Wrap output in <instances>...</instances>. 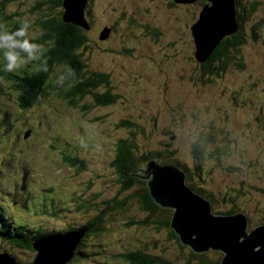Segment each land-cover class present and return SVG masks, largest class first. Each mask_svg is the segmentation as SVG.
Returning <instances> with one entry per match:
<instances>
[{
	"label": "rangeland",
	"instance_id": "obj_1",
	"mask_svg": "<svg viewBox=\"0 0 264 264\" xmlns=\"http://www.w3.org/2000/svg\"><path fill=\"white\" fill-rule=\"evenodd\" d=\"M236 1L241 27L222 37L206 74L194 58L190 32L206 0H88L84 16L90 26L81 32L80 59L88 72L107 75L97 92L108 90L112 102L95 105L90 94L71 102L48 87L24 110L13 83L0 79V228L6 225L12 233L23 225L32 236L40 227L45 233L67 231L100 215V230L87 236L66 264H128L119 254L136 249L171 264H215L224 258V252L210 249L193 256L175 231L176 238L164 225L157 228L173 208L151 214L138 206L135 196L143 194V185L121 184L113 165L118 141L129 137L138 155L150 154L148 160L183 163L191 177L185 183L203 190L212 213H244L247 231L262 224L257 222L264 220V0ZM0 6V32L15 22L19 29L26 20L24 36L30 38L40 33L38 20L63 10L54 0H0ZM105 27L109 35L100 39ZM235 34L240 43L225 44L227 57L212 60ZM13 53L0 47L3 73L24 69L26 63ZM222 60L226 64L220 67ZM63 71L60 65L49 73L51 86ZM205 138L212 143L198 152ZM65 156L81 162L71 166ZM5 238L0 233V251L22 264L32 261L34 249Z\"/></svg>",
	"mask_w": 264,
	"mask_h": 264
},
{
	"label": "water",
	"instance_id": "obj_2",
	"mask_svg": "<svg viewBox=\"0 0 264 264\" xmlns=\"http://www.w3.org/2000/svg\"><path fill=\"white\" fill-rule=\"evenodd\" d=\"M194 1L174 0L176 3ZM86 2L62 0V20L87 30L90 25L84 16ZM238 27L234 0H206L198 12V18L190 26L196 61L201 64L206 62L222 37L233 34ZM109 32V28H103L99 38H107ZM140 176L146 180L149 194L157 204L175 210L170 218V226L182 244L188 245L193 252L203 253L208 249L224 252L221 264H264V225L247 231L244 213H212L210 202L185 183V171L174 164L148 160ZM87 231L86 227H78L33 240L32 248L36 253L27 264H66L74 257ZM0 264L22 263L8 253L0 252Z\"/></svg>",
	"mask_w": 264,
	"mask_h": 264
},
{
	"label": "trees",
	"instance_id": "obj_3",
	"mask_svg": "<svg viewBox=\"0 0 264 264\" xmlns=\"http://www.w3.org/2000/svg\"><path fill=\"white\" fill-rule=\"evenodd\" d=\"M54 1L57 3V5L61 6L62 0ZM172 2L176 4L174 0H172ZM86 6L87 2L85 8ZM236 6H240L239 1H236ZM253 9L254 4H251L249 7V12H252ZM1 10L2 6H0V12ZM61 15L62 12L60 11L58 17L44 18L42 20H38L37 24L39 26L40 33L38 35L35 34L32 38L25 36H17L16 41H19L21 43L27 41V43L25 44V48H28L29 51H31L33 58H29V51H25L18 46H14L15 49L7 45L4 46L6 53L14 52L13 55L16 56L17 61H24V64L26 63L24 69H22L21 72L17 74L9 73L6 71H4L5 73H3L0 70V73L3 74L0 75V79L2 81L4 80L5 82H7L11 87L12 85L10 83H13L12 89L18 94L17 103L24 110L29 109L32 106L37 95L48 87H51L52 89H59L62 92V96L68 99L69 101L71 100V102H79L84 96L88 94L92 96L95 105H105L112 102L114 99L113 95L110 94L108 90L104 91L103 93L97 92L99 86L107 82V75L102 72H88L87 70H85V66L83 65V62L80 59L81 55L79 52V49L82 47L84 41V39L82 38L83 35L81 33L82 29L79 26H75L71 23L63 21ZM236 16L240 28L242 15L237 10ZM5 17L9 18V16ZM14 24L13 28L8 31L7 34H10L18 29L19 22H15ZM6 25L8 24L6 23ZM152 33L155 34V31H152ZM239 43L240 39L238 34H235L233 38H226L225 41L220 44V47L218 48L219 50L216 51V53L213 55L212 60H221L223 57H227L228 51L226 49L227 45L225 44H229L235 48L236 45ZM226 60H222V64L220 67H223L226 64ZM208 62L209 60L202 64L199 63L201 66L200 68L202 74H206L210 71L208 67ZM31 63L33 66L35 65V68L33 70H30V68L28 67V64L30 65ZM60 65H62L64 69L63 75L61 76L59 74H55V84L51 86L50 84H52V79L48 78V75L55 69V67H58ZM67 85L68 88L64 89ZM122 124L129 125L130 122L124 121L122 122ZM129 138L130 140L127 141H118L116 145L117 150L115 158L113 160V165L116 168V173L121 179V184H123V181L129 182V180H131L132 182L134 181L143 185V194L140 196H135L138 206L142 210L146 212H151V214H153L157 209L166 211V209H162L164 207H161L156 202H153V199L149 194V189L147 187L146 180L143 179L140 175H138V173H136V169H138L140 165L142 166L144 162H147L148 159H150V154L138 155L132 138ZM205 142L209 144L210 142L212 143V140L210 138H205L203 140V143L200 144L198 148H196L198 152H203V146ZM218 151L219 150L217 148L213 150V152ZM135 152L137 156L135 155ZM158 155L160 157V152L158 153ZM65 159L67 163L71 166L76 165L77 161L81 162L78 158L74 156H65ZM174 163L178 168L184 170L187 173L186 180H190L191 177L187 171V167L183 163H180L178 161H175ZM197 166L199 167V165L194 166L196 170ZM124 184L127 185V183ZM190 186L194 192H197L200 195L203 194V190L201 188H196L193 185ZM124 202H126V200L119 203L122 205L124 204ZM234 212H236V210L231 209L227 212H224L223 214H234ZM220 213L222 212H217V214ZM149 216L150 215H148L146 219H148ZM100 219V215H95L89 221L84 222L82 225L79 226L88 228V231L85 233L78 246L85 240L87 236L93 233L96 234L97 231L100 230ZM169 222L170 219L166 220L165 222H157L156 227L160 228L162 225H164L169 230L170 235L175 237L176 234L174 233L172 227H170ZM258 223L264 224V220L257 222V224ZM255 226L258 225L255 224ZM2 227L0 228V233L3 234V237L5 236V239L9 240L11 243H14L17 246H20L21 248H25V250H33L32 242L37 238L48 237L56 233L66 232L65 230H63L52 233H45L44 227H40L41 231H38L37 233L34 232L32 236H28L29 234L25 233V231H22L23 229H25L23 225L15 227L17 231H12V233L9 232V228L6 225H2ZM72 229H75V227L69 230ZM192 255L199 256L202 254L193 252ZM119 256H121L122 260L128 264H171L170 261L163 259L159 255L150 254L140 249L126 251L124 253L119 254ZM221 259L215 264H221Z\"/></svg>",
	"mask_w": 264,
	"mask_h": 264
},
{
	"label": "clouds",
	"instance_id": "obj_4",
	"mask_svg": "<svg viewBox=\"0 0 264 264\" xmlns=\"http://www.w3.org/2000/svg\"><path fill=\"white\" fill-rule=\"evenodd\" d=\"M3 26L0 25V28H2ZM29 24L28 22L25 20L22 22L21 27L18 29V31L16 33H14L13 35L15 36H24L28 30ZM13 35H9L5 32H0V47H4L6 45H13V46H18L21 49L25 50V51H29L28 48H25V44L27 43V41L21 43L19 41H14L13 40ZM35 35V33L33 34ZM12 53H7L6 55H11ZM29 58H33L32 57V53L31 51H29ZM19 63H24V61H20ZM17 67L19 66V64L16 65ZM13 66L10 64L8 65V70H12Z\"/></svg>",
	"mask_w": 264,
	"mask_h": 264
},
{
	"label": "bare ground",
	"instance_id": "obj_5",
	"mask_svg": "<svg viewBox=\"0 0 264 264\" xmlns=\"http://www.w3.org/2000/svg\"><path fill=\"white\" fill-rule=\"evenodd\" d=\"M234 2H235V15H236V0H234Z\"/></svg>",
	"mask_w": 264,
	"mask_h": 264
}]
</instances>
